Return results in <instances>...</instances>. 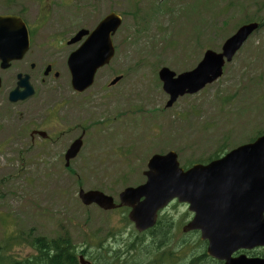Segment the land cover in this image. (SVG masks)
Masks as SVG:
<instances>
[{
	"label": "rangeland",
	"instance_id": "obj_1",
	"mask_svg": "<svg viewBox=\"0 0 264 264\" xmlns=\"http://www.w3.org/2000/svg\"><path fill=\"white\" fill-rule=\"evenodd\" d=\"M31 2L0 0V11L22 10L32 22ZM109 11L122 16L112 37L115 55L83 93L73 92L64 57L52 55L65 51L63 37L59 43L51 40L53 28L36 31L26 56L7 73L0 70L2 246L16 232L52 237L60 225L77 245L85 239L93 242L99 233L104 236L111 226L133 234L123 212L83 206L79 187L102 190L117 200L124 187L143 182L142 171L154 153L174 150L182 166L185 160L214 154L223 142L227 151L264 130V0H99L94 11L87 9L80 17L74 12L72 18L89 28L97 14L102 19ZM250 19L263 25L224 66L223 75L165 107L168 95L158 79L159 68L175 74L191 70L205 49L219 52L223 41ZM51 60L57 78L40 73ZM17 72L31 75L35 94L10 103L7 95ZM116 75L123 77L109 86ZM83 126L87 131L78 155L70 160L72 173L63 155ZM31 129L46 132L51 140H31ZM173 216L175 224L183 221L185 207L178 206ZM175 251L183 261L187 247ZM6 253L21 259L35 251L25 241H14Z\"/></svg>",
	"mask_w": 264,
	"mask_h": 264
},
{
	"label": "water",
	"instance_id": "obj_2",
	"mask_svg": "<svg viewBox=\"0 0 264 264\" xmlns=\"http://www.w3.org/2000/svg\"><path fill=\"white\" fill-rule=\"evenodd\" d=\"M120 22L118 15L109 14L82 45L68 56L71 85L75 91L82 92L88 88L97 69L106 65L113 57L111 35ZM257 27V22L242 24L223 42L220 52L206 50L198 65L190 71L175 76L173 71L162 67L158 76L163 82V90L169 96L166 106L170 107L178 97L195 93L219 77L225 59L231 60ZM85 34H88L87 30L79 31L70 42L77 41ZM28 47L29 36L24 23L15 16H0L2 67H6L12 59H21ZM49 69L47 67L44 74ZM18 77L17 86L9 93V100L12 102L26 99L34 93L28 76ZM119 79L120 76H116L110 84H115ZM81 144L79 137L69 146L64 157L66 166ZM144 175L146 181L143 184L126 187L120 192L118 204L100 190L81 189L79 197L84 204L95 203L103 209L130 206L132 209L129 218L139 231L152 225L156 211L171 199L187 202L189 210L194 211V217L184 230L201 229L203 236L208 235L212 242L218 240L222 252L227 251L230 246V250L224 254L227 259L235 242L243 241L239 234L242 222L246 226L247 217L264 209V135L208 164H194L185 170L179 167L176 152L156 153L148 159ZM232 238L235 239L231 242ZM239 259H230L226 264H243ZM80 261L82 264H89L82 256Z\"/></svg>",
	"mask_w": 264,
	"mask_h": 264
},
{
	"label": "flooded vegetation",
	"instance_id": "obj_3",
	"mask_svg": "<svg viewBox=\"0 0 264 264\" xmlns=\"http://www.w3.org/2000/svg\"><path fill=\"white\" fill-rule=\"evenodd\" d=\"M87 1L88 7L93 9L94 1ZM80 3L83 5L86 4L81 0H32L31 8L28 10V12L34 11L35 13L32 22L27 19L26 12L22 10H4L1 11L0 14H12L21 17L29 30L30 37H32V35L34 36L36 31L53 28V36L51 40L63 37L64 43L62 47L65 51L64 55L61 51L53 53L52 55L63 56L66 62L69 53L83 42L82 38L76 43L70 45L67 44V41L72 38L79 29L84 27V24L78 26V21L67 19V16H71L72 13L77 10ZM53 47L56 50L59 49L56 46ZM51 61L53 62V60ZM13 63L14 62L11 63L8 69H0L1 72L7 73L12 68ZM53 63L47 62L46 66L51 65L52 67ZM33 68H35V65ZM18 73L20 72H17L14 75L15 84ZM32 131H34V129L29 131L31 140L37 136H31L30 133ZM45 138L51 140V135H47ZM178 205L179 202L174 200L167 207L158 211V219L155 225L145 231L136 232L134 237L127 232H121L117 236L113 233L112 237H106L107 235H110L109 231L105 233L104 236L99 233V236L94 239L92 249L84 250L80 248L79 250L83 252L84 256L91 262V264H123V262L130 264H184L188 259L196 257L197 251L201 250V247L197 246V236L200 237V233L197 230H194L180 234V222L177 221L178 224H175L173 216V214L177 212ZM118 208L123 210L125 207ZM118 208H116V210ZM121 224L122 223H120V225ZM176 228L178 233L176 232ZM157 235L160 238H156L155 236ZM191 238L193 241L192 244L189 241ZM201 242L206 247L207 242ZM181 246H184V248L187 247L183 261H181V255L176 254L175 251L177 249L180 250ZM132 247L135 248L132 249ZM91 253H93V255ZM238 255H245L248 258H264V247L258 246L250 249H240L232 254L233 257ZM166 257H168V259H166ZM206 261L210 264H223V261L210 256H207Z\"/></svg>",
	"mask_w": 264,
	"mask_h": 264
},
{
	"label": "trees",
	"instance_id": "obj_4",
	"mask_svg": "<svg viewBox=\"0 0 264 264\" xmlns=\"http://www.w3.org/2000/svg\"><path fill=\"white\" fill-rule=\"evenodd\" d=\"M222 147L223 145L221 148ZM221 152H223V150ZM199 161L203 162L204 160ZM192 162V160L186 161L187 164H191ZM110 234H112V232ZM155 237L157 238L159 236ZM30 238L29 235H25L22 232L8 236L3 246L0 245V264H79L75 252V245L69 233L59 232L52 238H46L44 236ZM14 241H25L36 250V254L22 259H16L12 255L7 254V249ZM204 256L205 255L202 254L201 257H196V259L193 260L194 262H189L188 264H200V261H204ZM207 262L208 261L205 263L208 264ZM124 264L130 263L125 262Z\"/></svg>",
	"mask_w": 264,
	"mask_h": 264
}]
</instances>
